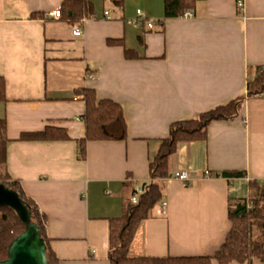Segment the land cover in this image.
<instances>
[{"label":"crops","instance_id":"obj_1","mask_svg":"<svg viewBox=\"0 0 264 264\" xmlns=\"http://www.w3.org/2000/svg\"><path fill=\"white\" fill-rule=\"evenodd\" d=\"M89 1L93 15L71 25L48 16L61 0H0L5 169L45 218L49 262L109 264L108 219L150 182L169 124L243 97L238 116L211 121L206 139L178 143L159 180L164 211L161 202L151 208L129 247L131 256L212 255L229 228L228 199L246 198L249 180L264 182V96L245 97L264 65V0H242V9L237 0H196L191 17L175 18L163 17V0ZM81 88L118 103L126 127L123 139L87 141L83 155ZM46 126L68 139H20ZM181 170L185 181L173 177Z\"/></svg>","mask_w":264,"mask_h":264},{"label":"trees","instance_id":"obj_2","mask_svg":"<svg viewBox=\"0 0 264 264\" xmlns=\"http://www.w3.org/2000/svg\"><path fill=\"white\" fill-rule=\"evenodd\" d=\"M196 0H163V17H180L186 10L194 8ZM58 10L60 18L69 24H78L83 18L93 15V4L89 0H61ZM119 43L121 40H109ZM124 56H137L132 49L124 48ZM81 94L84 102V137L78 139L80 155L84 145L91 140H115L125 137V121L122 108L109 98H98L93 88L75 91ZM264 96V65L254 68L253 75L247 79L246 95ZM0 100H5V81L0 76ZM243 97L233 99L200 113L197 117L174 121L168 126L167 136L160 139L158 150L149 162L150 182L142 187L136 203L128 197L117 217L108 219V262L109 264H238L249 263L256 258L264 261V182L248 181L250 194L246 198H229L227 216L229 228L212 255L181 257L131 256L129 247L135 237L140 222L146 219L151 208L161 202L159 180L169 176L168 162L180 142L204 140L211 121L230 120L238 116ZM22 140H64L68 135L63 128L46 126L37 132L20 135ZM6 120L0 118V184L15 191L27 206L31 220L40 229L47 247V259L55 262L45 234V218L35 202L23 192L18 181L11 180L5 169ZM228 177L243 176V172L221 173ZM24 230V223L17 213L8 206L0 205V260L7 257L11 241Z\"/></svg>","mask_w":264,"mask_h":264},{"label":"water","instance_id":"obj_3","mask_svg":"<svg viewBox=\"0 0 264 264\" xmlns=\"http://www.w3.org/2000/svg\"><path fill=\"white\" fill-rule=\"evenodd\" d=\"M0 205L13 209L24 223V230L11 241L7 257L0 264H51L47 259V247L40 229L31 220L27 206L18 194L0 184Z\"/></svg>","mask_w":264,"mask_h":264},{"label":"built area","instance_id":"obj_4","mask_svg":"<svg viewBox=\"0 0 264 264\" xmlns=\"http://www.w3.org/2000/svg\"><path fill=\"white\" fill-rule=\"evenodd\" d=\"M236 5H237L238 9H242L243 8V1L242 0H237ZM136 13L140 14L139 9L136 10ZM48 16H51L53 18H58V17H60V12H59L58 9H55V10H52V11L48 12ZM182 16L183 17H191L192 16V12L190 10H186L182 14ZM104 18H106V19L110 18V14L108 13V11H104ZM147 26L149 28H151L153 26V22L149 21L147 23ZM72 34L76 35V36L80 35L81 34V27L79 25L74 26L73 29H72ZM204 174L208 175V172L205 171ZM173 177H176L179 180L185 181L188 178V172L186 170L176 171L173 174ZM141 191H142V187H136L135 188V190L133 191V193H132V195L130 197L131 202L136 203L138 201V195H139V193H141ZM165 205H166L165 202H161L160 203V207H161L162 211H164Z\"/></svg>","mask_w":264,"mask_h":264},{"label":"rangeland","instance_id":"obj_5","mask_svg":"<svg viewBox=\"0 0 264 264\" xmlns=\"http://www.w3.org/2000/svg\"><path fill=\"white\" fill-rule=\"evenodd\" d=\"M215 264V263H214Z\"/></svg>","mask_w":264,"mask_h":264}]
</instances>
